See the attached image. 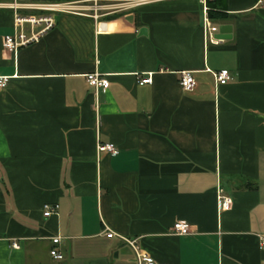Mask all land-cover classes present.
Returning <instances> with one entry per match:
<instances>
[{
	"label": "crops",
	"instance_id": "0c3cea01",
	"mask_svg": "<svg viewBox=\"0 0 264 264\" xmlns=\"http://www.w3.org/2000/svg\"><path fill=\"white\" fill-rule=\"evenodd\" d=\"M206 4L230 27L216 45L199 0L57 13L37 40L0 44V264H136L128 239L166 264H264V0ZM13 31L0 7V38ZM221 69L229 80L214 86ZM93 70L108 79L96 95ZM105 142L114 155L97 150ZM43 203L56 211L43 216ZM177 219L186 234L172 232Z\"/></svg>",
	"mask_w": 264,
	"mask_h": 264
},
{
	"label": "built area",
	"instance_id": "2783aa9c",
	"mask_svg": "<svg viewBox=\"0 0 264 264\" xmlns=\"http://www.w3.org/2000/svg\"><path fill=\"white\" fill-rule=\"evenodd\" d=\"M157 0H10L8 2L0 1V7L10 9L13 15L14 31L11 35H3L0 38V44L3 49L14 51L18 47L26 45L53 27L55 24V15L57 13H71L78 16H84L97 20L105 16L118 14L137 6L154 2ZM206 1L199 0L202 12V32L203 39L211 45L218 44L221 39L217 38L214 33L218 27L211 22L208 16L210 9ZM19 10L36 11L34 14L22 15ZM28 26V32H24L23 26ZM213 77L214 86L225 84L229 80V74L226 69L210 72ZM86 84L92 88L93 95L100 91H104L108 87V79L105 74H100L96 70L88 72L84 75ZM6 78L0 77V88L5 85ZM151 82L150 74L137 79V84H149ZM178 84L182 90H191L194 86V79L189 71L183 70L179 72ZM97 150L106 151L109 155L116 153V148L112 143L105 142L97 144ZM216 199L219 210H227L231 203V198L225 194L221 187L216 189ZM57 209L56 203H43L42 215L49 216ZM172 232L174 234H186L189 231L188 223L183 219L174 220L172 224ZM106 237H111L112 232H105ZM59 237L51 238L53 244H57ZM134 239H128L127 242L133 246L136 255V264H166L154 261L146 254L139 252ZM258 247L264 251V236L257 235ZM17 247L16 244H12ZM48 254L55 260L62 259L61 252L54 246L48 250Z\"/></svg>",
	"mask_w": 264,
	"mask_h": 264
},
{
	"label": "water",
	"instance_id": "95a60500",
	"mask_svg": "<svg viewBox=\"0 0 264 264\" xmlns=\"http://www.w3.org/2000/svg\"><path fill=\"white\" fill-rule=\"evenodd\" d=\"M229 32H230V27L228 25L221 24L218 26L217 34L215 36L220 39L228 38Z\"/></svg>",
	"mask_w": 264,
	"mask_h": 264
},
{
	"label": "trees",
	"instance_id": "16d2710c",
	"mask_svg": "<svg viewBox=\"0 0 264 264\" xmlns=\"http://www.w3.org/2000/svg\"><path fill=\"white\" fill-rule=\"evenodd\" d=\"M116 15H119V13L118 14H113V15H109V16H107V17H114V16H116ZM223 14H221V13H214L213 11H211L210 9L208 10V16L210 17V19H213L214 17H220V16H222Z\"/></svg>",
	"mask_w": 264,
	"mask_h": 264
},
{
	"label": "rangeland",
	"instance_id": "374dc122",
	"mask_svg": "<svg viewBox=\"0 0 264 264\" xmlns=\"http://www.w3.org/2000/svg\"><path fill=\"white\" fill-rule=\"evenodd\" d=\"M0 1H10V0H0ZM19 13L22 14V15H29V14H34L36 13V11H25V10H19ZM24 26H27V25H24ZM26 28V27H25Z\"/></svg>",
	"mask_w": 264,
	"mask_h": 264
}]
</instances>
